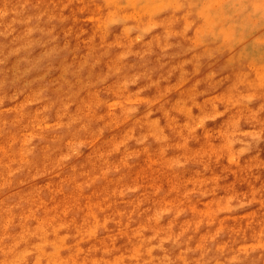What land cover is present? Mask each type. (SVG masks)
I'll use <instances>...</instances> for the list:
<instances>
[{
  "label": "rangeland",
  "instance_id": "374dc122",
  "mask_svg": "<svg viewBox=\"0 0 264 264\" xmlns=\"http://www.w3.org/2000/svg\"><path fill=\"white\" fill-rule=\"evenodd\" d=\"M0 264H264V0H0Z\"/></svg>",
  "mask_w": 264,
  "mask_h": 264
},
{
  "label": "bare ground",
  "instance_id": "6f19581e",
  "mask_svg": "<svg viewBox=\"0 0 264 264\" xmlns=\"http://www.w3.org/2000/svg\"><path fill=\"white\" fill-rule=\"evenodd\" d=\"M158 1H160V2H164V1H166V0H158ZM144 130H148V127L145 128ZM170 130H171L172 132H176V130H175V126H174V125H171V126H170Z\"/></svg>",
  "mask_w": 264,
  "mask_h": 264
}]
</instances>
